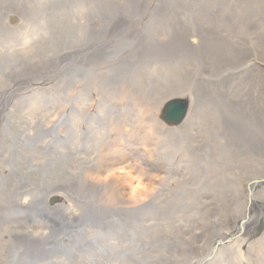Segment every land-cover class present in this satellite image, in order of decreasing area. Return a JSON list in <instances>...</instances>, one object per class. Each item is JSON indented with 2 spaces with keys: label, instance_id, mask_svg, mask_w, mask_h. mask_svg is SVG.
<instances>
[{
  "label": "rangeland",
  "instance_id": "obj_1",
  "mask_svg": "<svg viewBox=\"0 0 264 264\" xmlns=\"http://www.w3.org/2000/svg\"><path fill=\"white\" fill-rule=\"evenodd\" d=\"M31 188L127 220L101 264H264V0H0V246Z\"/></svg>",
  "mask_w": 264,
  "mask_h": 264
},
{
  "label": "bare ground",
  "instance_id": "obj_2",
  "mask_svg": "<svg viewBox=\"0 0 264 264\" xmlns=\"http://www.w3.org/2000/svg\"><path fill=\"white\" fill-rule=\"evenodd\" d=\"M124 33H126V31ZM151 104L152 103H149V106H151ZM152 107L157 109L159 108L157 113L161 110L159 103H154ZM77 159L78 158L76 157V161ZM123 160L124 159H120L119 162L122 163ZM115 163L116 162H112L109 164V162H106L103 164L102 168H105L104 171L106 172L108 171V168H113V165H118ZM141 164H143V162H141ZM134 166L140 165L134 164ZM102 168L99 167L96 174L101 173L100 170ZM77 171L78 167L71 166L70 176H73V173L76 176ZM90 171L92 172V168H90L88 172ZM87 175L88 173L85 166L82 178L75 180L72 184V188L76 189L78 187L84 195L88 185L87 182H84L89 180ZM138 180L141 182L143 179ZM253 181L254 183H258L260 182V179H254ZM138 189L139 188L136 187L133 190L136 191L135 194L137 195L140 194ZM30 190V197L17 201L15 204V214L11 217V219H9L12 227L14 228L11 235L13 245H11L10 248L0 246V264H87L88 262H91L89 259V256L91 255L95 256L96 264H101L102 253L100 251V232H95V236L93 238L94 245L91 249H87V247L90 242V236L93 232H88L87 229L82 235L79 232L74 234L73 240L64 239V232L67 230V223L70 226V221L74 217L72 213L68 212L66 209L67 206L61 205L51 209L46 205L47 210L44 209L40 215L41 219L37 213L40 205L41 189L36 190L35 188H31ZM55 192L56 191H54V189L50 192L47 190L43 191V193L49 197ZM76 198L82 199L83 197ZM25 212L28 213V223L26 222L27 219H25ZM36 213L37 217H35ZM253 218V214L250 213V219L245 221V223L247 222V224H250L253 221ZM25 225H27V229L31 228L28 230L26 243H24L26 241ZM39 226L40 229L38 230ZM219 245L221 244H215V252H217ZM80 247H83V249L79 254ZM90 250L92 252H90ZM89 252L91 254H89ZM106 259L107 264H115V255H111Z\"/></svg>",
  "mask_w": 264,
  "mask_h": 264
},
{
  "label": "water",
  "instance_id": "obj_3",
  "mask_svg": "<svg viewBox=\"0 0 264 264\" xmlns=\"http://www.w3.org/2000/svg\"><path fill=\"white\" fill-rule=\"evenodd\" d=\"M186 112H187V105L183 103L182 101L180 102L175 101V102L169 103V105L167 106L165 119L168 122H173V123L180 122L182 118L185 115H187ZM117 223L118 221L111 220L109 222L110 230L114 228L118 229L120 227V224H117ZM100 234H103V233L100 232ZM91 235H93V236H90V239L92 241L95 236V232H93Z\"/></svg>",
  "mask_w": 264,
  "mask_h": 264
}]
</instances>
